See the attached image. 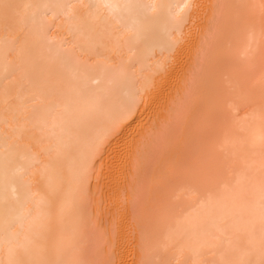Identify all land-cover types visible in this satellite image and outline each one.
<instances>
[{"label":"bare ground","instance_id":"1","mask_svg":"<svg viewBox=\"0 0 264 264\" xmlns=\"http://www.w3.org/2000/svg\"><path fill=\"white\" fill-rule=\"evenodd\" d=\"M179 71L171 111L158 124L166 130L184 119L180 136L190 146L199 151L200 138L208 142L205 156L197 152L205 164L195 161L193 172L194 160L183 156L188 171L163 148L167 164L159 158L151 183L162 184L166 197L146 190L154 210L146 222L140 184L161 133L154 124L147 140L146 129L153 154L144 156L142 145L133 157L131 195L121 186L109 194L114 215L105 204L117 222L109 258L125 264L132 242L136 264H264V0H0V264H94L87 253L91 188L105 179L107 168L99 172L116 135ZM219 75L223 92L211 85ZM198 92L207 108L195 118ZM179 164L191 173L176 185ZM163 186L173 187L172 198Z\"/></svg>","mask_w":264,"mask_h":264},{"label":"rangeland","instance_id":"2","mask_svg":"<svg viewBox=\"0 0 264 264\" xmlns=\"http://www.w3.org/2000/svg\"><path fill=\"white\" fill-rule=\"evenodd\" d=\"M184 58V57H183ZM179 73V74H178ZM180 71L179 72H177L176 74L174 73L172 76H168V77H166V78H163V80H167V81H161V83L162 84H159V86L157 87V90L155 91V93H154V95L152 96L151 95V99L149 98L148 100H149V102L146 100V101H143V102H145V103H141V104H143V106L141 105V107H142V110L140 111V112H142L141 114H140V117L135 121V122H133L134 124H132V123H130L131 124V126H130V124H129V126L130 127H127V130H123V132L122 133H120V135H116V137L118 138V139H116V137H115V139H116V142L117 143H115V145H116V147L113 149L114 151H112V153H111V157L108 159V161H107V166H105V163H104V165H102L103 166V168H101V171L99 172V174L100 175H102L103 176V173H104V171L102 170V169H104L105 171H106V168H107V172H108V174H107V172H105L106 174H105V179L103 180V178L101 179V178H99V179H101V181L102 182H100L99 181V179L97 180V181H95L94 183H96V182H100L99 183V185L97 184H95L97 187H95V189H93V188H91V192L92 193H94L93 195L92 194H90L91 195V197L90 198H92V199H90L89 200V198H87V209L89 210V212L91 211V213H89L88 211L86 212V214L88 213V215H87V219L89 220V222H90V224H91V226H90V224L88 225V227L89 228H91L90 230V232L89 233H91L92 232V235L91 234H88V236L90 237L89 238V242L92 244V246H91V244L89 243V249H87V253H88V255H90V253L93 255V256H88V257H90V261L92 262V263H94V264H102V263H105V264H113V260H115V259H112V260H110V258H112L111 256H113V255H115V254H113V253H115V246L117 245V244H115V246H113L112 247V245H113V237H115V239H116V234H115V232H113V233H110L111 231H115L114 230V228H115V226H116V224H117V222L115 223V222H113L112 223V221L114 220L113 218L114 217H111L110 216V214H109V212L111 211V213H113L114 211L113 210H116L115 208H116V206H115V204L113 203V201H114V199H112L113 201H112V203L113 204H110V199H109V197L111 196V195H109V194H112V191H114L115 189L117 190H119V189H121V188H117V187H125L124 189L122 188L121 190H122V195H126V194H128V193H130V191H129V189H130V187H128L130 184H131V181L130 180H132L131 178L132 177H130V176H132V175H130V174H132V172H131V169H130V163L134 160L133 159V157L135 158V156H136V154H137V151L139 150V149H141L142 147V151L144 152V156H146L147 155V157H148V154L149 153H152L153 152V150L151 151L150 150V148L153 146V148H154V151L157 153V155L159 156H155V159H150V158H153L152 157V155H150V158H149V161H148V164H146V161H145V159H144V163L147 165V167H145V165L144 166H142V167H145V169L146 170H144V168H142L143 170H144V173H143V175H144V179L143 180H141L143 183L142 184H140L141 185V190L143 191L142 192V197H140V195H141V193L139 194V200H140V202L138 203V208H139V205L140 204H142V205H140V208L138 209V211L139 210H142V215H143V219H145L146 220V222H149V220H151V219H153V212H154V210H150V207L149 206H151V204H152V202H151V200H148V194L147 193H149L150 194V192L152 191V194H150V196L152 195V198L154 197V196H157V195H159V197H160V199L162 198H164V196L166 197V189L165 190H162V188H161V185L162 184H160V185H158V186H160L159 188L156 186L158 183H156V182H154V183H151V181L154 179V175L153 174H155V175H158V174H156V173H158V171H161V169L160 170H158L159 168H158V166L160 167V164H161V160L162 159H159L161 156H160V154H161V150L163 149V148H165V150L166 149H168V150H166V151H164V153L166 154V153H168L167 155L169 156V157H167V155H166V157L168 158V160L171 158V157H173V155H174V157H175V155L176 156H179L178 158H183V156L184 157H187V158H190V159H188V162L190 163V160L191 161H193V163H194V165H192V163H190L189 165H191V167L189 168V169H192L193 170V172L194 171H198V169H200V168H197V167H200V166H202L203 164L202 163H204L203 161H205L204 160V157H203V155L205 156V152H203L204 150H200L202 147L199 145V144H201V145H204L203 146V148L206 150V146H205V144L207 145L208 144V142L207 143H205V141H203V139H201L200 138V141L202 140V142H204L203 144H202V142H198L199 141V138L197 139V136L199 137V134H197V136H194V140L196 139V140H198L197 141V143H199V144H196V145H199V146H197V148H199V151H197V149H195L193 146H190V144L192 143L191 141H189V143L187 142L188 141V139L186 140V143H184L183 141H181V140H184V135L183 134H181V133H183L182 131H184V129L183 130H181V127L183 128H186V130H187V126L185 125V126H183L184 125V119L182 120V121H180L179 123H181V124H179V125H177V127L176 126H174V128H175V130H174V128L173 127H170V129H166L165 130V127L163 128V125H164V123H165V118H166V116L168 115V113H169V111H171L170 110V107H171V105L173 104V102H174V100H173V102H172V99H173V97H176V96H174V95H176L175 93V88H176V86L178 85V84H180V81H178V80H180ZM178 74V75H177ZM177 77V78H176ZM169 78V79H168ZM173 81V82H172ZM217 81H219V82H217ZM217 83L215 82V84H213V81H212V83H211V85H213V86H218V88L220 87V89L222 90V92L226 89V83L225 82H223L224 80H223V78L219 75V79H217ZM221 82V83H220ZM178 83V84H177ZM205 83V82H204ZM172 84H173V87H172ZM218 84V85H217ZM162 85V86H161ZM225 86V87H224ZM161 87V88H160ZM173 89V90H172ZM201 89H203V87H201ZM214 89H217V87L216 88H214ZM218 90V89H217ZM171 91V92H170ZM176 91H177V88H176ZM173 95V96H172ZM169 96H170V98H169ZM172 96V97H171ZM174 99H176V98H174ZM150 100H151V102H150ZM169 100V101H168ZM193 101H195L194 102V107L195 108H193L192 110H191V112L190 113H192V111L194 112V116H195V118L196 117H198L200 114H203V113H201L202 111H203V108L205 107V108H207L206 107V105H205V102L203 103V101H202V99H200V92H198V94H197V97H195V99H193L192 100V102ZM170 102H172V103H170ZM207 103V102H206ZM145 104V105H144ZM155 104V105H154ZM198 104V105H197ZM150 105H152V106H150ZM169 105H170V107H169ZM204 106V107H203ZM141 109V108H140ZM205 110V109H204ZM207 110V109H206ZM218 110V109H217ZM217 110H215V111H217ZM218 111H220V110H218ZM217 111V112H218ZM154 113V114H153ZM205 113H206V111H205ZM204 113V114H205ZM152 114V115H151ZM193 114V113H192ZM216 112H214V121H217V120H215V118H217V114H218V116L219 117H221V114L220 113H217L216 115ZM148 115V116H147ZM190 115V114H189ZM226 115V114H225ZM160 116V117H159ZM192 116V115H191ZM203 116H205V115H203ZM190 117V116H189ZM193 117V116H192ZM200 117H201V115H200ZM226 117H228L229 118V115H227ZM199 118V117H198ZM197 118V120H200V119H198ZM203 118H206V117H202L201 118V120L203 121ZM227 118V120H225V121H227L228 123H229V119ZM157 119H159V120H157ZM190 119H191V117H190ZM187 119V122H185V124L187 123V124H189V121L191 122V123H193L194 124V122H192L191 120L193 119ZM218 119V118H217ZM196 120V121H197ZM154 121V122H153ZM186 121V120H185ZM195 121V122H196ZM213 121V122H214ZM153 122V123H152ZM160 122V124H163L162 126L160 125V124H158ZM227 122L225 123L226 125H227ZM148 123V124H147ZM151 123H152V125H151ZM200 123V122H199ZM204 122H201L200 123V128L202 127L201 126V124L202 125H204L203 124ZM155 124V125H154ZM160 126V130H158V125ZM191 125L190 127H192L193 126V128H195V127H197V126H195L194 127V125ZM133 125V126H132ZM155 126V130L156 131H158V133H160V136H158V135H156V140H153L154 141V143H153V145L151 146L150 144H152V143H149V142H147V140H149L148 138H150L151 139V137L153 136V135H151L152 133H155L156 131H154V129H153V127ZM176 125V124H175ZM182 125V126H181ZM196 125V124H195ZM179 126V127H178ZM209 126V125H208ZM149 127V128H148ZM157 127V128H156ZM199 127V126H198ZM197 127V128H198ZM206 127H207V124H206ZM131 129V130H129V129ZM172 128H173V130H174V132H175V134L176 133H178L179 132V134H176V136H178L179 135V137H181V136H183V137H181L182 139H180V138H177L176 136H175V134L173 133V132H171L172 131ZM178 128V129H177ZM148 131H147V130ZM151 129V130H150ZM199 129V128H198ZM207 129V128H206ZM206 129H205V131H206ZM209 129H211L210 127H209ZM150 130V131H149ZM193 130V129H192ZM195 130V129H194ZM197 130V129H196ZM195 130V131H196ZM215 130V129H214ZM213 130V131H214ZM147 131V133H145ZM165 131V132H164ZM181 131V132H180ZM189 131H190V128H189ZM194 131V134L196 133ZM200 131V130H199ZM212 131V129H211V132L212 133H217V131L215 132H213ZM145 133V138H147V136H148V138H147V140L145 141V139L144 138H142L143 136L142 135H144V133ZM192 132V131H191ZM202 133L204 132V130L203 131H201ZM209 131H207L206 133H208ZM126 133V134H125ZM135 133V134H134ZM151 133V134H150ZM172 133V134H171ZM186 133H188L187 131H186ZM199 133V132H198ZM202 133H201V135H202ZM210 133V132H209ZM156 134V133H155ZM184 134H185V132H184ZM188 134H190L191 135V133L189 132ZM193 134V133H192ZM193 134V135H194ZM214 134V135H215ZM122 135V136H121ZM147 135V136H146ZM150 135V136H149ZM181 135V136H180ZM186 135V134H185ZM200 135V136H201ZM210 135H212V134H210ZM120 136V137H119ZM173 136V137H172ZM175 136V137H174ZM188 136V135H187ZM203 136L205 137V135L203 134ZM206 136H207V134H206ZM132 137V138H131ZM122 138V139H121ZM139 138V139H138ZM186 138V137H185ZM190 138V137H189ZM209 138H210V136H209ZM128 139V140H127ZM142 139V141H140ZM178 139V140H177ZM208 139V138H207ZM211 139V138H210ZM121 140V141H120ZM144 140V141H143ZM184 140V141H185ZM193 140V141H194ZM196 140H195V142H196ZM204 140H206V138H204ZM209 140V139H208ZM207 140V141H208ZM128 142V143H127ZM136 142V143H135ZM141 142H144V143H141ZM149 143V145H147V143ZM166 142V143H165ZM132 145H131V144ZM157 143V144H156ZM135 144H138V145H135ZM167 144V145H166ZM193 144V143H192ZM118 145H120V146H118ZM143 145V146H142ZM166 145V146H165ZM190 147H189V146ZM118 146V147H117ZM138 146V147H137ZM142 146V147H141ZM148 146V147H147ZM195 146V145H194ZM128 147V148H127ZM133 147V148H132ZM150 147V148H149ZM167 147V148H166ZM138 148V149H137ZM160 148V149H159ZM170 148L172 149V150H170ZM202 148V149H203ZM159 149V150H158ZM195 149V150H194ZM118 150V151H117ZM130 150V151H129ZM136 150V151H135ZM146 150H148V153L146 152ZM164 150V149H163ZM162 150V151H163ZM169 150H170V152H169ZM175 150L177 151V152H175ZM134 151H135V153H134ZM142 151L140 152V153H142ZM150 151V152H149ZM118 152H119V155L117 156V154H118ZM172 152V153H171ZM197 152H201V153H203V155L202 154H200L199 155V153H198V157H197ZM125 153V154H124ZM130 153V154H129ZM147 153V154H146ZM164 153L162 154L163 156H164ZM153 154V153H152ZM126 155V156H125ZM134 155V156H133ZM172 155V156H171ZM180 155L182 156V157H180ZM188 155V156H187ZM120 156V157H119ZM122 156V157H121ZM124 156H125V158H124ZM163 156L161 157V158H163ZM202 156V157H201ZM146 157V158H147ZM117 158V159H116ZM132 158V159H131ZM147 158V159H148ZM157 158V159H156ZM167 158H163V159H165V161H164V163L166 162V164H167ZM176 158V157H175ZM178 158H176L175 159V162H176V160L178 159ZM186 158V159H187ZM202 158H203V161H202ZM206 158V157H205ZM113 159V160H112ZM122 161H121V160ZM186 159H184L183 158V164H185V167L187 168V164H188V162H185V160ZM195 159H197V160H195ZM116 162H115V161ZM118 160V161H117ZM129 160H130V162H129ZM173 160V159H172ZM179 160V159H178ZM199 160H200V162L201 163H199L200 164V166L198 165V163H196V162H199ZM110 161V162H109ZM124 161V162H123ZM151 161H153V162H151ZM155 161H157V163L159 164H157V163H155ZM174 161V160H173ZM196 161V162H195ZM168 162H170V161H168ZM185 162V163H184ZM153 163L155 164V165H153ZM163 163V162H162ZM163 163V164H164ZM172 163H174V162H172ZM177 163V162H176ZM181 163H182V161H181ZM110 164H113V167L111 166V170H110ZM178 164V163H177ZM183 164L182 165H178L177 167L176 166H174V169H175V167L176 168H178L179 166H181L180 168H178L179 170L180 169H182V171L184 172V174L182 173V171L181 172H179V173H182V176L179 174V176H178V174L176 175L175 174V172L173 173L172 172V175H174L175 174V176H172V178H171V176L170 175H168L167 173V175L168 176H170V178H171V180H175V179H173V178H176V176L178 177V178H176V185H178V184H180V183H182L181 181H183L182 179H184L185 177H187L188 175H190V173L188 172V171H191V170H189L188 168L186 169V168H183L184 166H183ZM196 164V165H195ZM205 164V163H204ZM151 165V166H150ZM157 165V166H156ZM162 165V164H161ZM168 165H170L171 166V163L170 164H168ZM167 165V166H168ZM175 165V164H174ZM115 166V167H114ZM150 166V167H149ZM167 166H163V168L168 172V171H170L169 169V166H168V168L169 169H167ZM193 166H197V167H194L195 168V170H194V168H192ZM118 167V168H117ZM151 167H153V169L151 168ZM162 167V166H161ZM114 168V169H113ZM163 168H162V170H163ZM197 168V169H196ZM149 169H152V170H149ZM157 169V171L155 172V170ZM173 169V170H174ZM185 169L186 170H188V171H185ZM113 170V171H112ZM150 172H149V171ZM115 171V172H114ZM119 171V172H118ZM151 171H152V173H151ZM164 171V170H163ZM175 171H177V170H175ZM101 172H102V174H101ZM124 172V173H123ZM130 173V174H128V173ZM189 173V174H187V173ZM199 172V171H198ZM112 173V174H111ZM148 173V174H147ZM151 173V174H150ZM168 173H170V172H168ZM114 174V175H113ZM118 174V175H117ZM120 174V175H119ZM164 174H165V172H164ZM99 175V177H101ZM106 175H108V179L106 180ZM126 175V176H125ZM129 175V176H128ZM148 175V176H147ZM150 175V176H149ZM160 175V174H159ZM158 175V176H159ZM111 176V177H110ZM113 176V177H112ZM149 178V181H148V179H147V177ZM162 176V175H161ZM166 176V175H165ZM141 177V176H140ZM153 177V178H152ZM155 177H157V176H155ZM182 177H184V178H182ZM123 178V179H122ZM124 178H125V180H124ZM146 178V179H145ZM168 178V177H167ZM169 178V179H170ZM114 179V180H113ZM128 179V180H127ZM186 180H189V179H187V178H185ZM184 179V180H185ZM180 180V181H179ZM104 181H106V183L108 184H106L108 187H106V185H105V182ZM117 182V184L115 183V182ZM130 181V182H129ZM146 181V182H145ZM177 181H179V182H177ZM109 182H110V184H109ZM111 182H112V184H111ZM124 182V183H123ZM125 182H126V184H125ZM140 182V181H139ZM148 182V183H147ZM153 182V181H152ZM163 182V181H162ZM167 181H165L164 183H166ZM170 182H173V183H171V185L173 186V184H175L174 183V181H170ZM148 184V188H147V184ZM153 184H155V185H153ZM166 184H168V186H169V182H167ZM93 185V184H92ZM94 185V186H95ZM105 187H104V186ZM110 185H112V187L110 186ZM126 185H128V186H126ZM140 185H139V187H140ZM176 185H174L173 187H176ZM94 186H92V187H94ZM143 186V187H142ZM145 186H146V188H145ZM172 186H170V188L172 189L173 187ZM116 187V188H115ZM137 187H138V185H137ZM163 187H166L167 189L169 188V187H167V186H163ZM106 188V189H105ZM110 188H112L110 191H109V189ZM144 188H145V191H144ZM154 190H153V189ZM169 188V189H170ZM152 189V190H151ZM159 189V190H158ZM167 190V193L169 194H167L168 196L167 197H169L168 199H170V198H172V195H170V193H173V189L172 190ZM138 190V189H137ZM146 190H147V193H146ZM149 190H150V192H149ZM120 191V190H119ZM165 191V192H164ZM90 192V193H91ZM125 192V193H124ZM139 192H140V189H139ZM163 192H164V195H163ZM136 193H138L137 191H136ZM146 195H144V194ZM161 193V194H160ZM106 196V200H105V196ZM109 195V196H108ZM113 195V194H112ZM130 195H131V193H130ZM135 195H137V194H135ZM104 196V197H103ZM150 196H149V199H150ZM137 197L138 196H136V199H137ZM145 197V198H144ZM147 197V198H146ZM146 199V200H145ZM94 200H95V202H94ZM97 200V201H96ZM106 201H108L109 202V204H110V206L112 205V207H111V209L112 210H110L109 208H110V206H109V208H107V205H108V203H107V205L105 206V204H106ZM142 201V202H141ZM145 202V203H144ZM148 202V203H147ZM155 202V201H154ZM91 203V204H90ZM157 202H155V204H156ZM90 204V205H89ZM96 204H100V207L99 208H96L97 209V212L96 211H93L94 210V208H95V205ZM147 204V206H145ZM89 206H90V209H89ZM143 206V208H141ZM106 207V208H105ZM114 207V208H113ZM93 208V209H92ZM86 209V210H87ZM95 209V210H96ZM98 210H100V211H98ZM110 210V211H109ZM149 210V211H148ZM113 211V212H112ZM117 211V210H116ZM94 212V213H93ZM107 212V213H106ZM151 212V213H150ZM93 213V214H92ZM115 213V212H114ZM114 213H113V215H114ZM144 213H146V214H144ZM99 214V215H98ZM106 214V215H105ZM101 215V216H100ZM112 215V216H113ZM116 217H117V212H116ZM145 215V216H144ZM118 216H119V214H118ZM120 217V216H119ZM142 217V216H141ZM106 218V219H105ZM91 219V220H90ZM98 219H99V221H98ZM111 220V221H110ZM115 220H117V218L115 219ZM94 221V222H93ZM91 222H93V223H91ZM100 222V223H99ZM103 223V224H102ZM109 224H111V225H109ZM112 224H113V226L114 227H112ZM95 225V226H94ZM107 225V226H106ZM94 226V227H93ZM99 227V228H98ZM111 227L113 228V230H111ZM88 228V229H89ZM93 228H94V230H93ZM97 228V229H96ZM107 228V229H106ZM109 229V230H108ZM105 231V232H104ZM110 231V232H109ZM94 232H95V234H94ZM99 233V234H97V233ZM104 233V234H103ZM111 234V235H110ZM112 234H115L114 236L112 235ZM91 236H93L92 238H91ZM97 236V237H96ZM112 236V237H111ZM101 237V238H100ZM109 237H111V238H109ZM94 238H96L95 240H94ZM103 238H104V240H103ZM108 239H112L113 241H110V240H108ZM92 240H94V242L96 243V244H94V242H92ZM99 240H102V241H99ZM116 241V240H115ZM114 241V242H115ZM104 242V243H103ZM101 243H103V244H101ZM108 243V244H107ZM112 243V244H111ZM100 244V245H99ZM130 246H126V249H127V247H130V248H128L126 251H129L130 249V252H128V256H127V262H125V264H129V262H130V264H136V255H133L135 252L132 250V245H133V243L132 242H130V243H128ZM96 245V246H95ZM102 245V246H101ZM109 245V246H108ZM91 247V248H90ZM99 247V248H98ZM102 247V248H101ZM106 247V248H105ZM115 247V248H114ZM110 248V249H109ZM133 248H134V245H133ZM109 249V250H108ZM117 249V248H116ZM90 250V251H89ZM100 250V251H99ZM112 250H114V252L112 251ZM89 251V252H88ZM92 251V252H91ZM111 253H110V252ZM131 251H133V252H131ZM103 252H104V254H103ZM109 252V253H108ZM97 254V255H96ZM109 254H110V256H109ZM102 255V256H101ZM105 256H106V259H105ZM136 258H135V257ZM102 257V258H101ZM110 257V258H109ZM114 257V256H113ZM128 257H130V258H128ZM93 258V259H92ZM97 259H98V262L97 263H95V261H97ZM134 259V260H133ZM130 260V261H129ZM115 262V261H114ZM135 262V263H134Z\"/></svg>","mask_w":264,"mask_h":264}]
</instances>
